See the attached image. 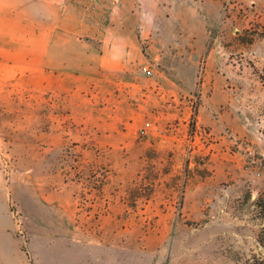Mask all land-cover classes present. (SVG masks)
I'll return each mask as SVG.
<instances>
[{
    "label": "rangeland",
    "instance_id": "rangeland-1",
    "mask_svg": "<svg viewBox=\"0 0 264 264\" xmlns=\"http://www.w3.org/2000/svg\"><path fill=\"white\" fill-rule=\"evenodd\" d=\"M163 5L127 86L23 103V132L0 130L23 264H264V0Z\"/></svg>",
    "mask_w": 264,
    "mask_h": 264
},
{
    "label": "crops",
    "instance_id": "crops-1",
    "mask_svg": "<svg viewBox=\"0 0 264 264\" xmlns=\"http://www.w3.org/2000/svg\"><path fill=\"white\" fill-rule=\"evenodd\" d=\"M144 1L0 0V130L23 132V103L127 86L134 65L144 52H157L162 27L172 22L164 5L156 7L161 0L151 7ZM14 219L0 172V264L27 260Z\"/></svg>",
    "mask_w": 264,
    "mask_h": 264
},
{
    "label": "built area",
    "instance_id": "built-area-1",
    "mask_svg": "<svg viewBox=\"0 0 264 264\" xmlns=\"http://www.w3.org/2000/svg\"><path fill=\"white\" fill-rule=\"evenodd\" d=\"M141 70H142V72H143L146 76H148V77H151V76L154 75V70H153V68H152L151 65L144 64V65L141 67ZM148 125H149V124H148ZM142 131H143V133H147V132H146V131H147L146 128H143ZM249 155H250L252 158H254V153H253L252 150H249Z\"/></svg>",
    "mask_w": 264,
    "mask_h": 264
},
{
    "label": "trees",
    "instance_id": "trees-1",
    "mask_svg": "<svg viewBox=\"0 0 264 264\" xmlns=\"http://www.w3.org/2000/svg\"><path fill=\"white\" fill-rule=\"evenodd\" d=\"M135 205H136L135 202H133L132 206H135ZM260 240H261V243H263V245H264V229L261 231V239ZM22 250H23V252H25L27 254V256L30 259V256H29V253L27 252V250L24 247H22ZM30 263L32 264V261H30Z\"/></svg>",
    "mask_w": 264,
    "mask_h": 264
}]
</instances>
